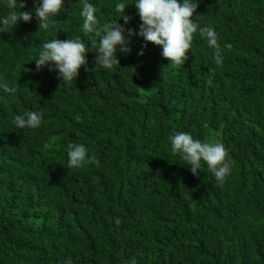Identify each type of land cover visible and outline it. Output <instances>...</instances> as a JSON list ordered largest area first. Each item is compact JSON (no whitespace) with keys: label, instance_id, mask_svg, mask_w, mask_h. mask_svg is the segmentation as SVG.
I'll return each mask as SVG.
<instances>
[{"label":"trees","instance_id":"16d2710c","mask_svg":"<svg viewBox=\"0 0 264 264\" xmlns=\"http://www.w3.org/2000/svg\"><path fill=\"white\" fill-rule=\"evenodd\" d=\"M81 2L64 0L47 31L33 11L0 32V83L17 89H0V264H264V0H200L192 19L217 32L222 65L197 31L180 67L136 35L112 69L93 67ZM120 2L134 0H89L101 26ZM9 11L0 0V18ZM126 13L138 31L135 7ZM56 37L90 50L70 85L35 72ZM29 111L41 126L16 128ZM181 131L225 145L235 163L222 185L173 155L169 135ZM68 143L99 166L68 168Z\"/></svg>","mask_w":264,"mask_h":264},{"label":"clouds","instance_id":"9594fccd","mask_svg":"<svg viewBox=\"0 0 264 264\" xmlns=\"http://www.w3.org/2000/svg\"><path fill=\"white\" fill-rule=\"evenodd\" d=\"M27 0H6V6L10 11L3 18H0V32H7L9 28H15L23 21L30 23L35 19L38 29L47 31L50 26L56 27V21L51 17L58 16L64 7V0H39L35 3L33 10L26 8ZM200 0H134L132 4L123 2L114 5V11L122 18L124 24L117 22V18L103 26L100 25L96 12L97 8L89 3V0H82L80 5V17L82 19V30L85 34L94 37L91 41L92 51L96 53L93 67L112 69L115 64H120L117 58V51L124 53L131 52V37H143L144 47L147 43L161 47V56L168 60L173 66L180 67L188 59V52L191 50L194 34L206 40L207 45L214 49L213 58L217 65H222L221 46L218 43L217 32L211 26L201 27L193 21L192 17L197 13ZM133 5L139 16L140 24L138 31L132 28H125V25L132 19L126 13V8ZM127 32V36H125ZM225 47L232 48L230 43ZM90 50L80 38L59 39L54 38L42 43L41 50L35 61V72H41L47 68L49 72H57V78L62 85H70L79 76L80 68L85 67L89 71L87 53ZM138 55H143L140 51ZM25 71H33L26 69ZM0 89L4 92L15 93V87L0 83ZM42 114L34 111L17 114L13 118L16 128L36 129L41 126ZM171 151L173 155L179 154L194 176H199L202 170V162L213 174L218 184L222 185L234 166V160L228 153L227 148L221 142H204L193 138L188 132H173L169 135ZM68 168H80L87 164L99 166V160L93 154L88 156V150L83 144L68 143L67 145ZM119 224V218L116 219ZM66 264H72L69 258ZM131 264H137L135 257Z\"/></svg>","mask_w":264,"mask_h":264}]
</instances>
